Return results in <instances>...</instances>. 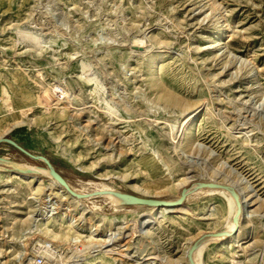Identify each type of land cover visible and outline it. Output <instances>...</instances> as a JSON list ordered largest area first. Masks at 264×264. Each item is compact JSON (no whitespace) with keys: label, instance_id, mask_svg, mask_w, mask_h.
Returning a JSON list of instances; mask_svg holds the SVG:
<instances>
[{"label":"rangeland","instance_id":"rangeland-1","mask_svg":"<svg viewBox=\"0 0 264 264\" xmlns=\"http://www.w3.org/2000/svg\"><path fill=\"white\" fill-rule=\"evenodd\" d=\"M220 14L217 26L230 24L231 56L212 41L220 37L214 21ZM152 70L197 108L190 122L198 126L196 139L214 149L209 159L207 150H176L188 112L158 97ZM2 136L47 157L77 188L93 181L174 200L197 182L224 181L213 166H232L264 197V0H0ZM152 155L156 165L147 163ZM0 161L6 166L0 171V264H28L39 255L44 264H81L106 253L111 238L119 252L104 256L108 264L148 257L149 264H188L192 243L227 226L219 193L185 200L189 212L165 213L144 232L150 206L125 203L116 210L98 193L76 202L42 172L49 169L44 157L34 159L9 142L0 143ZM24 163L38 169L23 173L42 178L34 196L33 186L9 176ZM210 208L215 218L208 217ZM258 210L243 222L240 246L230 238L211 240L202 264H261L264 206ZM58 215L64 218L53 238L42 222ZM75 238L89 250L82 259L75 257ZM46 243L55 246L50 256Z\"/></svg>","mask_w":264,"mask_h":264},{"label":"bare ground","instance_id":"bare-ground-1","mask_svg":"<svg viewBox=\"0 0 264 264\" xmlns=\"http://www.w3.org/2000/svg\"><path fill=\"white\" fill-rule=\"evenodd\" d=\"M212 8H214V6ZM221 17H222V14H220V16L214 18V21L216 22V26L220 24V18ZM229 27H230V24L227 22H226V24L223 23L220 28L217 26V28H219L221 30L220 37L218 36V38H214L212 40L213 43L215 44L214 47L219 45V48H217V50L222 51V54H224V55L226 54L227 56H231L233 53V51L229 47L227 41H225L228 37H230V35L227 34ZM221 37L224 38L223 39L224 42L220 41V40H222ZM152 57H153L152 54L148 55V60H152ZM159 58H160V56H157V58L152 61V63L154 64L153 67L155 65L159 64ZM151 77H152V81H153V87L157 90V94H158V97L160 99H163L167 105L180 107L181 108L180 111L182 113H184L186 111L188 112L183 119L184 121L182 120V123H181L183 125L182 129H181V135H180L181 138L179 139V141H177L176 150L182 149L183 151H186L188 148L197 149V152H200L202 150H204V151L207 150L209 154L206 157H208V159H209L210 155H213L214 149L212 150L210 147L205 145L203 142H200L198 139H196L195 132L198 130V126H196L195 124L190 122L192 120V118L196 115L195 113H196L197 108L191 109L189 107V105L186 103V101L180 95L171 91L170 88L168 89L166 85H165L166 86L165 87L163 85L164 83L162 84L157 79L154 70L151 71ZM112 112H113V110H112ZM160 151H162L161 148H155V152L159 153ZM147 163H151L153 165H156L157 160L155 159V156L152 155L149 158H147ZM225 163H227V162L224 160L221 162V164L223 166ZM15 168L18 169V171H13V172L9 173L10 178H21V179L25 180L28 184L33 186L32 187L33 188V196L37 194V191H41V188H42L41 186L43 184L42 178L41 177L37 178V177H35V175L23 173L26 169L36 170V169H38L37 166H35L33 164L31 165V164H25L24 163L23 165H21V164L16 165ZM5 169H6V166L4 167L2 165V162L0 161V171L5 170ZM212 171H213V174H215V175H218V174L224 175V179H223L224 181H218V180H213V181L220 182L223 184H229V185L235 187V189L239 192V194L241 196V200H242V212H241V216L239 219L238 230L233 235H231V236H213V235L208 234V233H214L216 231H210V232H207L203 235L202 239L199 241L197 248L195 249V251L193 252V255H192L193 261L195 262V264H202L203 263V261H204V260L202 261L203 250L205 248L206 243L207 242L209 243V241H211V240L222 241L224 239L230 238L229 242L233 246H240L242 244V240H243V237H242V235H243L242 234L243 222L244 221L252 222L254 216L256 214H258L259 207L264 206L263 195L259 192V190L255 187V185L248 178H246L245 176H242L239 173H236L234 175L233 172H236V171H235V169L232 168V166L230 169H226V170L223 168H220L219 166H213ZM42 172L45 175L50 177L52 184L55 187H57L59 192H61L63 195L71 197L76 202L82 203L84 200L89 201V200L93 199L95 196H97L96 194L98 192L99 196H102L104 198L111 200L112 204L115 205L116 210L122 209V207H124V204L126 203L125 199L111 193V191L118 190V189L114 188V186H112L108 183L93 182V181H82V183L80 184V185H82V188H77L74 185H72L71 183H69L71 185V188H73L75 191H77L80 194L86 195L83 198H79L77 196H74L65 186H63L62 184H60L58 182V180L52 175L50 167H49V169L43 168ZM212 193L222 194L226 199L227 210H228V214H227L228 215L227 216L228 221H227L226 230L231 232L236 226V223L234 222L233 217L237 212V204H236V200H235L233 194L229 190H227L225 188H212V187H206V188H200L197 190H191V191H189V193L187 195L186 203L189 200L191 201L192 198H196L197 196H200L202 194H212ZM31 197H32V195H31ZM94 204L96 206V203H94ZM254 204H258V206L251 208ZM149 208H150L149 214H147L145 216L144 221L142 220L143 221L142 222V228H143L144 232L148 231V229L145 226L146 224L153 223L155 221L157 222L165 213H172V212H186L187 213V212H189L188 209L185 207V204L180 205V206H150ZM207 213H209L208 217H214V218L216 217L214 208H210ZM261 215L264 217V212ZM63 218H64V216L58 215L57 217H55L53 219L42 222V224L44 225V228L46 229L47 232H49L51 237L56 238V237L60 236V233L58 232V229H56V228L58 227V224L61 223ZM68 220H69L68 221L69 224L73 225L72 219H68ZM73 226H75V225H73ZM262 228L264 230V222L262 223ZM254 229H255V225H254V223H252V225L248 228V233H247L249 236H251V239L254 238V236H255L254 235ZM105 241H108V240L106 239ZM101 245L103 247V243H101ZM104 245L107 248V249H105L106 253L101 254L99 256H96L90 260L83 261L81 264H96V263L108 264L107 261L105 260L104 256L107 254L118 253L119 247H117L115 245V243L113 242V238H111ZM45 246H46V244H43V248ZM84 247H85V245H84ZM190 247L186 250V255L188 258V264H191V261L188 257V250L190 249ZM96 248L98 249V247H96ZM44 251H45V253H49V256H50V254L51 255L53 254L52 250H47V248H44ZM75 255H77V254H75ZM150 258H152V257L145 258V260L143 262H139L138 264H149L148 262H146V260H149ZM33 263L34 264L36 263V259H34V257L29 258L28 264H33ZM77 264H79V263H77ZM261 264H264V255H263Z\"/></svg>","mask_w":264,"mask_h":264},{"label":"water","instance_id":"water-1","mask_svg":"<svg viewBox=\"0 0 264 264\" xmlns=\"http://www.w3.org/2000/svg\"><path fill=\"white\" fill-rule=\"evenodd\" d=\"M2 142L11 143L13 146L18 148L21 152L25 153L26 155H28L34 159H39L40 157H44L46 164L48 165V167L51 168L52 175L58 180V182L60 184L65 186L74 196H77L79 198H83L86 196L85 194H80L77 191H75L73 188H71V185L69 184V182L64 178V176L58 170H56L52 166L51 162L49 161V159H47V157L42 156V155H37V154L30 152L28 149H26L24 146H22L21 144H19L18 142H16L14 139H12L10 137H6V136L0 137V143H2ZM206 187L225 188V189L229 190L233 194V196L236 200V204H237V212L233 217V220L236 223L235 228L231 232H229L228 230L225 229V230L216 231L214 233H208V234L213 235V236H231V235H233L238 230V227H239V219H240L241 212H242V200H241V196H240L239 192L235 189V187H233L229 184H223V183L216 182V181H200V182H197L196 185L191 187V188H188V187L182 188L180 196L174 200L145 197V196H140V195H136V194H132V193L123 192L120 190H114V191H111V193L125 199L127 204L146 205V206H180V205L184 204L185 200L187 199V195H188L189 191L197 190L200 188H206ZM201 239H202V237L199 238L197 241H195L191 245L190 249L188 250V257L191 261V264H195V262L193 261L192 255H193V252L195 251V249L197 248V245Z\"/></svg>","mask_w":264,"mask_h":264},{"label":"built area","instance_id":"built-area-1","mask_svg":"<svg viewBox=\"0 0 264 264\" xmlns=\"http://www.w3.org/2000/svg\"><path fill=\"white\" fill-rule=\"evenodd\" d=\"M49 211L52 212L51 210H49ZM50 212H48V213H50ZM46 213H47V210L44 211V215ZM56 213H57V211H54L52 214H56ZM34 215H35V213H34ZM72 245H73V247H75L73 249L77 254L75 256L77 259H82V257H84L89 252V250L81 248V239L75 238L72 242ZM44 248H47L49 250H53V248H55V246L51 243H46V246ZM55 252L57 253L58 250H55ZM44 261H45L44 255H39L36 257V264H44ZM77 261H79V260H77Z\"/></svg>","mask_w":264,"mask_h":264}]
</instances>
